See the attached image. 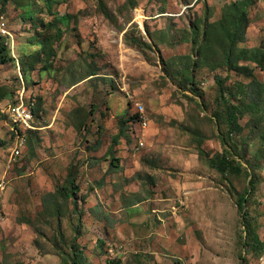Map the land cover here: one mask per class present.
Masks as SVG:
<instances>
[{
	"label": "rangeland",
	"instance_id": "1",
	"mask_svg": "<svg viewBox=\"0 0 264 264\" xmlns=\"http://www.w3.org/2000/svg\"><path fill=\"white\" fill-rule=\"evenodd\" d=\"M240 2V24L211 28ZM0 17V264H264L237 205L253 180L264 242V0H11ZM217 76L243 110L233 140ZM20 99L33 130L5 115ZM225 148L242 175L211 164Z\"/></svg>",
	"mask_w": 264,
	"mask_h": 264
},
{
	"label": "trees",
	"instance_id": "2",
	"mask_svg": "<svg viewBox=\"0 0 264 264\" xmlns=\"http://www.w3.org/2000/svg\"><path fill=\"white\" fill-rule=\"evenodd\" d=\"M9 1L11 0H0V4L2 7H5L6 4L9 3ZM240 5H241L240 7L236 6V4L234 6L233 5L230 6L228 8L229 11H227L224 14L221 20H219L216 23L211 24V28L218 26V25L224 26L225 24H228V23L235 24V26L240 24L241 21L239 20V18L241 17V14L243 13L244 16H247L246 9L248 8L249 3L240 2ZM239 8H243V11L242 12L238 11ZM70 18H71L70 16H65L62 18V20L69 22ZM46 26L58 28V24L56 22H49L46 24ZM56 36L59 37V31L57 32ZM129 41L132 44H134L136 47L141 48V49H144L146 46L145 42L135 37L130 38ZM40 44L42 46V49L49 50L52 47L51 46L52 40H49V39L44 40ZM226 56H228L227 53H226ZM10 60H12V58L10 56L7 41L4 37L0 36V64H6ZM229 61H230V58L226 57L225 62L228 63ZM243 68L245 67L241 65H236V69L242 70ZM216 81L220 87L219 89V96H220L219 104L220 105H218L215 108L214 113H215V116L219 119V121L227 125L228 131H227L226 137L230 140H233V136L235 135L239 136L243 132V126L240 123L243 110L240 105L233 103L230 100V98L227 97L226 94H228L229 91L232 90V87L225 86L224 78L217 76ZM193 83H194V79L190 77L189 75L181 76L180 85L181 86L190 85L191 86L190 88L195 92L196 87ZM33 111L35 112V109H33ZM211 164L222 174L232 173L235 175H242L245 170L242 163L233 156L231 150L228 148H225L221 153H217L211 159ZM68 183L69 184L61 190V194L66 199H72L75 197L79 189L76 186V182L74 179L68 180ZM254 183L255 182L251 180L250 190H248L245 194H242L238 197L237 205L240 210L242 221L247 228L246 230L247 234L249 235V240L246 243L248 246H252L253 248L260 251L264 249V242L261 240L260 235L253 229L249 214L246 211V203L249 200V198L253 196L255 192ZM73 256L78 257V253L75 251ZM72 264H80V261L78 259H75Z\"/></svg>",
	"mask_w": 264,
	"mask_h": 264
},
{
	"label": "built area",
	"instance_id": "3",
	"mask_svg": "<svg viewBox=\"0 0 264 264\" xmlns=\"http://www.w3.org/2000/svg\"><path fill=\"white\" fill-rule=\"evenodd\" d=\"M0 31L2 32L3 35H6V34L9 35V32L6 29V23L3 21L2 17H0ZM139 108H140V105H139ZM139 112H140L139 113L140 118L142 119L141 124L146 126L147 121L144 115L142 114V111H139ZM5 115L8 116L10 119H12L14 124L18 126V128L21 131H28V130L34 129V126H33L34 118H35L34 111L32 108L27 106L22 99H20L18 103H13L12 105H9L6 110ZM20 154H21L20 146H17L13 150L12 158L16 159L20 156Z\"/></svg>",
	"mask_w": 264,
	"mask_h": 264
}]
</instances>
